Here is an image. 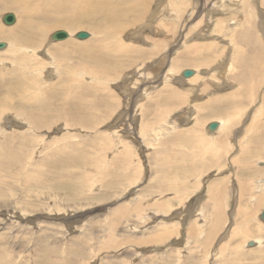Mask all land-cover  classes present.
I'll use <instances>...</instances> for the list:
<instances>
[{
  "label": "rangeland",
  "instance_id": "obj_1",
  "mask_svg": "<svg viewBox=\"0 0 264 264\" xmlns=\"http://www.w3.org/2000/svg\"><path fill=\"white\" fill-rule=\"evenodd\" d=\"M145 9L20 49L0 1V264H264V0ZM86 39L128 48L51 51Z\"/></svg>",
  "mask_w": 264,
  "mask_h": 264
},
{
  "label": "bare ground",
  "instance_id": "obj_2",
  "mask_svg": "<svg viewBox=\"0 0 264 264\" xmlns=\"http://www.w3.org/2000/svg\"><path fill=\"white\" fill-rule=\"evenodd\" d=\"M0 1H4V5H5V9L6 8H14L16 7L19 11V20L17 22L16 28L12 34L16 35L19 34L18 36V40L19 42L22 44H17L21 48L23 47H33V48H38L42 42V38L43 36L47 33V31H49L52 28H56V27H61V26H65V27H69L71 28H78L80 27V24L82 23H88L89 22H93L96 21V19L101 16V19H105L107 21H113L116 18L119 19H124L126 18L129 21H132L133 19L136 20L138 16H140L142 13L147 12V11H143L142 13H140L138 10H143L145 9V7L147 6V0H6L7 2L5 3V0H0ZM69 1L70 2V8L69 7ZM28 4H36L38 6H41L40 8H50V10L52 9L54 14H58L61 11H63V17H59V16H55L54 15V20L50 19V21H52L51 23L49 22H44V20H49V17L44 15L42 11L39 12V14H32L35 13V6L34 5H29ZM135 5V6H134ZM77 6V7H74ZM137 9V10H136ZM147 10V9H145ZM177 10V9H176ZM32 11V13L30 12ZM51 11V13H52ZM66 11V12H65ZM68 11V12H67ZM145 14V13H144ZM157 14V13H156ZM13 15V14H12ZM145 16V15H144ZM5 18V14L3 15L2 19ZM73 20V21H72ZM127 20L126 23H127ZM17 21V20H16ZM15 21V23H16ZM116 21H119L118 19ZM14 22V16L13 18L6 23L7 25L12 24ZM124 22V21H123ZM159 22V21H158ZM5 23V22H4ZM94 23V22H93ZM97 23V22H96ZM95 23V24H96ZM118 24H120V22H117ZM98 24V23H97ZM115 26L116 24L114 22L108 23L106 26ZM154 25V24H153ZM104 26V25H103ZM98 25L97 27L88 25V27H92L90 30L92 31V34L94 33V39L95 41H99L101 38L105 39L109 36H115V33H117V31H115L116 29H112V27H103ZM125 26V25H124ZM94 27V28H93ZM116 27V26H115ZM117 28V27H116ZM113 30V31H112ZM115 31V32H114ZM119 33V32H118ZM54 34V33H53ZM53 34L50 35L53 36ZM71 34V33H70ZM78 34H84V37L86 38L88 36V34L86 32H79ZM90 32V36L92 35ZM6 37L7 34L2 33L0 31V37ZM36 37V39H34ZM69 35L67 34V36H65V38H68ZM83 37V36H82ZM81 37V38H82ZM83 37V38H84ZM52 38V37H51ZM75 38V37H74ZM88 38V37H87ZM92 38V37H91ZM64 39V38H62ZM102 39V40H103ZM56 40V39H54ZM82 40V39H81ZM13 44H15L14 42H12ZM101 43V42H100ZM236 43V42H235ZM107 44V43H106ZM119 45H121L122 48L127 47V45H122V43H119ZM119 45L117 46V44H115L114 42L112 43L113 47L112 49L109 50V52L111 50H114L115 52L120 51V49H116V46L119 47ZM236 46V45H235ZM237 48V47H236ZM12 49V48H9ZM7 49V50H9ZM230 49V48H229ZM5 50V49H4ZM56 56L57 54H59L60 56H57V58L61 57V61L67 57V55L69 56L70 54H76L74 56V58H76V60H84L85 57H87V59H91L92 61L95 60L97 61V63L102 66L103 64L106 65L105 63L107 62L108 58L106 56L105 58V54H108L109 52H104V46L102 47V44L98 45V44H93L91 43V40L87 41L84 40L83 42H67V43H60L55 45V47L52 48L51 50ZM12 52H15L12 50ZM51 52V53H52ZM75 52V53H74ZM52 53V54H53ZM57 53V54H56ZM103 56L104 60L100 59L99 56ZM17 56V55H16ZM110 56V54H109ZM113 58V57H112ZM51 59V58H50ZM114 59V58H113ZM112 60V59H110ZM108 61V63H117L116 61ZM234 60V59H233ZM80 62V61H79ZM77 62V63H79ZM81 63V62H80ZM107 63V64H108ZM60 64V63H59ZM86 64V62L84 63ZM83 64V66H85ZM231 64V63H230ZM230 64H228V68L230 66ZM80 65V64H79ZM112 65V64H111ZM232 65V64H231ZM247 65V64H246ZM74 66V65H73ZM77 66V65H76ZM82 66V64H81ZM98 66V67H100ZM114 66V65H112ZM79 67V66H77ZM103 67V66H102ZM227 67L224 69L227 70ZM82 68V67H81ZM55 69V68H54ZM85 69V68H84ZM101 69V70H100ZM87 72H91V70L89 69H85ZM104 69L102 68H97L96 69V73L97 75L99 73H103ZM190 71V70H189ZM195 72V71H193ZM226 72V71H225ZM192 72H190L189 74H191ZM194 75V74H193ZM64 75H62L63 77ZM81 76V75H80ZM65 78L67 77V79L70 78V76L66 73V75L64 76ZM63 77V78H64ZM76 77V76H75ZM186 77V76H183ZM193 77V76H192ZM217 77V76H216ZM243 77V75H242ZM191 78V77H190ZM243 80V79H242ZM31 82V81H30ZM32 83V82H31ZM242 83V82H241ZM244 83V82H243ZM32 85V84H31ZM29 86V85H28ZM243 87V86H242ZM38 88V87H37ZM35 91V90H34ZM32 96V92L30 94V98ZM26 98V97H25ZM29 98V97H28ZM27 98V99H28ZM29 98V99H30ZM34 100L33 101H39L37 103H40V101H42L38 95H34ZM21 99V98H20ZM2 100V99H1ZM4 101V100H3ZM19 101V100H18ZM30 101V100H29ZM6 103V102H5ZM23 105V104H22ZM8 109V108H7ZM187 111V110H186ZM34 112V111H33ZM70 112V111H69ZM4 115V113H3ZM1 116V115H0ZM84 117V116H83ZM34 124L37 125L39 124V121L41 119H38V116L34 115ZM95 119V118H94ZM229 120V119H228ZM82 124H85V122H82ZM223 125V124H222ZM256 125V124H255ZM259 125V124H258ZM228 126V125H227ZM251 126V125H250ZM254 126V124H253ZM259 127L264 128V120L263 123L259 125ZM216 128V127H215ZM219 128V127H217ZM261 129V128H260ZM259 129V130H260ZM210 130V129H209ZM217 130V129H216ZM213 132V130H211ZM217 140H221V139H217ZM1 145V144H0ZM5 147H3V151ZM6 149V148H5ZM13 149V148H12ZM11 149V151H12ZM124 149V148H123ZM7 151H9V148L7 149ZM5 152H3V155ZM10 154V152H9ZM8 155V154H7ZM6 155V156H7ZM12 156V155H11ZM15 156V155H13ZM8 157V156H7ZM6 157V158H7ZM4 156L2 159H0V162H2V160L4 161ZM17 159V157H16ZM15 160V159H14ZM21 160V159H20ZM164 162V161H163ZM236 162V161H235ZM245 168V166H244ZM250 168L249 165H247L246 169ZM35 170V169H34ZM34 170L32 172V174L34 173ZM245 170V169H244ZM39 175V174H37ZM243 183H240V186H243ZM215 190V189H214ZM219 191V190H218ZM211 193V192H210ZM214 193V191H213ZM2 194L1 190H0V195ZM214 195V194H211ZM212 197V196H211ZM214 197V196H213ZM5 203V202H4ZM238 211H236L237 213ZM218 213V212H217ZM235 213V215H237ZM219 214V213H218ZM243 219V218H242ZM190 229V228H189ZM245 235V234H244ZM246 236V235H245ZM232 238V236H231ZM255 242V241H254ZM253 243V242H252ZM221 248V247H220ZM223 249V248H222ZM261 260H263L264 262V256L261 258Z\"/></svg>",
  "mask_w": 264,
  "mask_h": 264
},
{
  "label": "water",
  "instance_id": "obj_3",
  "mask_svg": "<svg viewBox=\"0 0 264 264\" xmlns=\"http://www.w3.org/2000/svg\"><path fill=\"white\" fill-rule=\"evenodd\" d=\"M13 18V15L12 14H7V15H5V21L8 23L11 19ZM78 35V37H84V34H77ZM65 36H67V32H65V31H63V30H60V31H55V33L53 34V36H52V39H56V40H60V39H62V38H65ZM82 37V38H83ZM3 44H1L0 43V46H2ZM191 71H189V70H187V71H185V72H183V75L184 76H189V73H190ZM216 127V122H211L209 125H208V128L209 129H211V130H213L214 128ZM261 217H262V219L264 220V209H263V211H262V213H261V215H260Z\"/></svg>",
  "mask_w": 264,
  "mask_h": 264
}]
</instances>
